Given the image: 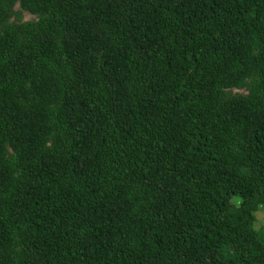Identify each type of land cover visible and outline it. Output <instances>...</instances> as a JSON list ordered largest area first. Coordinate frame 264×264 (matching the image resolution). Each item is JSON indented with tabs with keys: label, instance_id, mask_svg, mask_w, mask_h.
<instances>
[{
	"label": "trees",
	"instance_id": "trees-1",
	"mask_svg": "<svg viewBox=\"0 0 264 264\" xmlns=\"http://www.w3.org/2000/svg\"><path fill=\"white\" fill-rule=\"evenodd\" d=\"M261 209L264 0H0V264H264Z\"/></svg>",
	"mask_w": 264,
	"mask_h": 264
},
{
	"label": "rangeland",
	"instance_id": "rangeland-1",
	"mask_svg": "<svg viewBox=\"0 0 264 264\" xmlns=\"http://www.w3.org/2000/svg\"><path fill=\"white\" fill-rule=\"evenodd\" d=\"M34 19V16H31L27 13H24L23 20H32ZM256 222L254 224V228L257 230H263L264 231V209L259 210L256 212Z\"/></svg>",
	"mask_w": 264,
	"mask_h": 264
}]
</instances>
